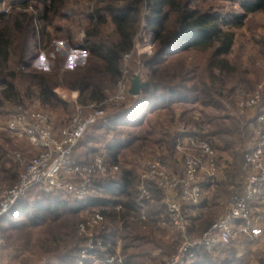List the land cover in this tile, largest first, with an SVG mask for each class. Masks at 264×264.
<instances>
[{
	"label": "trees",
	"instance_id": "trees-1",
	"mask_svg": "<svg viewBox=\"0 0 264 264\" xmlns=\"http://www.w3.org/2000/svg\"><path fill=\"white\" fill-rule=\"evenodd\" d=\"M3 1L13 0H0ZM217 1L23 0L18 5L21 8L15 6L4 16L0 23V106L7 101L18 106L26 104V100H38L46 108H64L71 113L76 104L58 95L56 88L59 86L79 91L78 103L82 105L105 100L114 91L123 57L133 49L143 20L158 50L153 56L142 55L131 61V77L135 74L142 77V71L146 70L144 81L149 84L139 95H132L129 104H122L100 118L87 130L77 147L81 161H89L95 154L105 151L111 162L119 164L120 170L99 177L83 202L73 200L68 194H44L17 202L0 218L2 252L9 251V255L19 259L21 264H29L30 255L42 257L46 254L56 255V262L49 264H67L78 258L85 243V237L78 233L79 223L87 215L100 212L105 221L97 228V235L104 240L109 253L115 252L116 243L121 240L122 254L132 264H165V260L150 254L159 247L164 248V255L169 257L176 250L156 236V232L161 231L159 221L168 216V210L162 202L160 189L150 181L152 201L146 218H140L137 201L141 175L135 157L142 156L145 148L154 142L165 157L173 158L182 136L179 124L182 121L194 123L200 127L199 131L204 124L188 116L187 110L168 124L148 118L149 113L168 109L175 114L176 104L190 100L221 111L225 109L222 100L241 88L237 84L227 87L214 67L197 69L184 60L168 58L184 51L206 49L213 50V58L226 55L232 51L235 39L234 32L227 28L231 21L241 23L247 15L264 12V0H228L244 11L230 20L223 15L222 8L216 7ZM30 5L33 10H27ZM81 31L84 36L78 41L76 33ZM59 38H66L72 48L87 54L84 66L67 70L62 75L8 68L12 54L17 56L18 64L29 66L28 60L34 55L31 40L39 46L45 40L50 45ZM261 43L264 46V39ZM208 116L213 127L203 136L213 144L211 137L216 136L219 143L214 146L232 158L225 178L217 182L220 187L214 197L222 192L230 195L228 186L245 173V147L254 137L253 130L249 120L241 122L230 116ZM1 171L13 172L16 179L19 175L15 174L14 166ZM207 205L205 201L199 208ZM216 219L199 212L191 218L190 231L201 233ZM187 264H264V252L239 256L232 247L216 256H198Z\"/></svg>",
	"mask_w": 264,
	"mask_h": 264
},
{
	"label": "built area",
	"instance_id": "built-area-1",
	"mask_svg": "<svg viewBox=\"0 0 264 264\" xmlns=\"http://www.w3.org/2000/svg\"><path fill=\"white\" fill-rule=\"evenodd\" d=\"M2 3L0 23L11 11L10 6ZM27 10H33V6L30 5ZM145 26L146 22L143 30ZM81 35L84 36V31H81ZM139 39L142 40L140 44L137 43ZM65 45L61 44L60 47ZM154 46L152 35L147 36L142 32L136 35L133 49L123 57L121 74L113 94L105 100L86 105L78 103V94L74 99L75 114L59 130L55 127L51 112L35 104H21L15 108L5 129L13 136L23 138L35 155L25 160L21 153L16 154L17 161L22 163V170L14 184L0 189V218L37 188H41L45 194L62 192L73 200L83 202L99 177L120 170L119 164L111 162L105 151L95 154L89 161H81L77 147L92 125L129 100L132 96V56L135 53L149 54ZM236 100L238 115L249 119L254 135L245 147V173L226 210L200 234L190 231L191 218L195 216L193 209L204 200L205 188L214 186L230 167V162L218 156L214 144L203 136V132L180 123L178 130L182 136L177 142L174 157L156 154L140 174L137 201L140 218H146L152 201L148 182L153 181L162 193V202L168 210V222L181 238L180 245L165 260V264H187L198 256H216L232 247L242 256L251 252V244H255L263 234L264 80L252 90H238ZM249 110H253L250 116ZM104 221L105 216L96 212L79 223L78 233L85 237V243L78 258L67 264H132L121 252V240L117 241L115 252H108L107 245L96 232ZM1 243L0 239V246Z\"/></svg>",
	"mask_w": 264,
	"mask_h": 264
},
{
	"label": "rangeland",
	"instance_id": "rangeland-1",
	"mask_svg": "<svg viewBox=\"0 0 264 264\" xmlns=\"http://www.w3.org/2000/svg\"><path fill=\"white\" fill-rule=\"evenodd\" d=\"M20 2H23V0L3 1L6 7H11V11L13 10V6ZM30 3L34 4L31 1ZM215 4L217 8L223 9V15L230 20L244 13L243 9L237 3H233L228 0H219ZM144 23L145 21L143 20L142 27L137 35L141 34L142 32L143 34L150 36L151 34L148 33L146 29L143 30ZM228 27L235 34L234 45L230 53L213 58L212 49L193 50L176 53L168 56V58H170L171 60H184L187 64L194 66L197 69L205 66L214 67L227 87H231L234 86V84H237L241 87L237 90H252L257 84L264 80V46L261 43V40L264 39V12L247 15V17L244 18L241 23H239L238 20L231 21L230 25H228L227 28ZM253 32H255V34ZM254 35H256L258 39H256L257 37L255 38ZM81 39V32L76 33V40L81 41ZM141 42L142 40L139 39V42L137 43L140 44ZM61 44L66 45L64 47H60ZM30 46L33 49L34 55L31 56V58H29L28 60L29 66L27 67V64L22 63L18 64L17 56L15 54H12L7 62L8 68H17L19 70H25L28 68L30 70L44 73L59 72L62 75L67 70H72L77 66H84L86 63L87 54L81 49L79 50L72 48L66 38L56 39L53 41V44L50 45H48L45 40L44 42L40 43L39 46H35V40H31ZM157 50L158 46L157 44H155L152 52L149 54L146 53L144 55L153 56L154 54H156ZM141 56L142 54L138 55L135 53V55L132 56L131 61L135 58L139 59L141 58ZM131 61L130 69L132 68ZM142 77L143 80H145L146 70L145 72L142 71ZM237 90L235 93L229 96L228 99L222 100L225 104V109L221 111L217 110L213 106H204L198 100H190L184 103L176 104L175 114H172V112L168 109H159L153 113H149L148 118L159 119L168 124L172 120L179 118L182 111L187 110L188 116H193L194 119L203 121L204 124H202L201 130L204 134L207 135L208 131H210L213 127V122H210L211 120L209 119L208 115H229L232 118L239 119L241 122L247 120L245 117L238 115V110L236 108ZM63 91L65 92V94L63 93ZM72 91L77 90H72L65 86H59L56 88V92L58 93V95L68 102H73V95L71 94L73 93ZM77 93L79 94V91H77ZM131 98L132 97H130L126 103L129 104L130 100H132ZM26 104H35L38 107L51 112L54 116V124L57 130L64 127L69 122L70 118L75 114V110L70 113L67 109L64 108H46L41 105L38 100H26ZM16 107L17 104L11 101H7L3 104V106H0V189L3 187L11 186L16 182L14 181L16 178H14L13 172H5L1 171V169H3L4 167L12 168L14 166L15 174L20 173V171L22 170V163H20L16 159L17 153H21L25 160L30 159L35 155V152L29 147V145L23 138L13 136L5 129V126ZM182 124H186V122L182 121ZM186 125L190 128L194 127L197 130H200V127L195 126L194 123L190 122V124ZM211 139L214 144L217 142L219 143L216 136H212ZM249 142L250 141H248L247 143ZM215 148L217 150L218 156L221 159L225 161L229 160V162H231L232 158L226 151L218 148L216 145ZM156 154H164V152L160 147L152 142L148 147L145 148L142 156L140 155L139 157H135L137 158L138 164L140 166V174L147 166L149 160ZM243 176L244 173L240 174L233 180V183L228 186V189L231 192L230 195L227 194V192H222L219 193L217 197H214L218 193V187H220L217 182L214 186L205 189L204 200L202 201V203L208 201V205L204 208H201L200 210L193 211L194 214L203 212L205 214H208L209 216H212L214 219L218 218L226 210L228 202L237 186L241 184ZM224 178L225 172H223V175L220 177L219 181L223 180ZM44 194L45 193L41 191V188H37L30 192L28 198H36L37 196H41ZM53 195L67 196V194L62 192H57ZM162 219V221H159L161 231L158 230L156 232V236L162 238L168 245L177 248L180 245L181 241L179 234L174 231L171 224L168 222V216H164L162 217ZM251 246L254 251L252 250L251 252H249L250 254L258 251L264 252V239L262 241H258L256 244H251ZM164 251V248L158 247L153 249L150 255L159 260L160 258L166 260L168 257L164 255ZM30 259L31 260L29 264H49L51 262L55 263L57 260L55 254H46L42 257L30 255ZM0 264H21V262L19 261V259H14L13 257H11L9 255V251L4 250L2 252L0 247ZM155 264H160V262H155Z\"/></svg>",
	"mask_w": 264,
	"mask_h": 264
},
{
	"label": "water",
	"instance_id": "water-1",
	"mask_svg": "<svg viewBox=\"0 0 264 264\" xmlns=\"http://www.w3.org/2000/svg\"><path fill=\"white\" fill-rule=\"evenodd\" d=\"M148 84L149 81H144L139 74H135L132 79L130 93L134 96H137L141 93L142 89Z\"/></svg>",
	"mask_w": 264,
	"mask_h": 264
},
{
	"label": "crops",
	"instance_id": "crops-1",
	"mask_svg": "<svg viewBox=\"0 0 264 264\" xmlns=\"http://www.w3.org/2000/svg\"><path fill=\"white\" fill-rule=\"evenodd\" d=\"M144 72H145V70H143ZM142 79H143V77H142ZM73 93H71L72 95H73V102H74V99H75V97L78 95V93H77V91H72ZM63 93L65 94V92L63 91ZM252 113H253V110H249L248 111V116H250V114L252 115ZM247 120H249V119H247ZM227 162H229V160L227 161ZM230 164H231V162H230ZM220 179V178H219ZM219 179L216 181V182H218L219 181ZM209 187H212V186H207L205 189H207V188H209ZM201 205V204H200ZM200 205L199 206H197L196 208H194L193 209V211H197V210H200ZM261 207L263 208V205H261ZM195 215H197V214H195ZM263 234L260 236V238L258 239V241H262L263 239H264V223H263ZM257 241V242H258ZM256 242V243H257ZM255 243V244H256ZM253 250V248H252V246H251V249H250V251H252ZM254 251V250H253Z\"/></svg>",
	"mask_w": 264,
	"mask_h": 264
}]
</instances>
